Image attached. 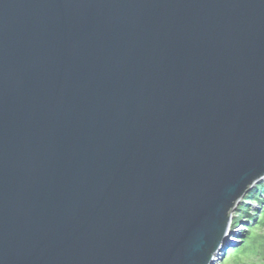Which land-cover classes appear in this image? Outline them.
Here are the masks:
<instances>
[{"label":"water","instance_id":"water-1","mask_svg":"<svg viewBox=\"0 0 264 264\" xmlns=\"http://www.w3.org/2000/svg\"><path fill=\"white\" fill-rule=\"evenodd\" d=\"M264 179V0H0V264H218Z\"/></svg>","mask_w":264,"mask_h":264},{"label":"trees","instance_id":"trees-1","mask_svg":"<svg viewBox=\"0 0 264 264\" xmlns=\"http://www.w3.org/2000/svg\"><path fill=\"white\" fill-rule=\"evenodd\" d=\"M257 201L262 211L247 224V230L239 236L241 244L232 246L228 257L219 261L218 264H264V179L257 184L244 198L238 208V217L233 221V228L242 221L244 216H250V208L253 201ZM246 256H252L249 260H242Z\"/></svg>","mask_w":264,"mask_h":264},{"label":"rangeland","instance_id":"rangeland-1","mask_svg":"<svg viewBox=\"0 0 264 264\" xmlns=\"http://www.w3.org/2000/svg\"><path fill=\"white\" fill-rule=\"evenodd\" d=\"M258 184H259V183H258ZM248 194H249V193H247V194L245 195V197H246ZM245 197H244V198H245ZM243 200H244V199H242V202L237 206L236 211L234 212V215H233V221H234V219L239 218V217H238V208H239L240 205L243 203ZM253 202H254V203H252L251 208H250V212H249V215H250V216H247V217L244 216L243 218H241L242 221H241L240 223H238L234 228L232 227V234H231V236L229 237V239H230V244L233 243V246H238V245L241 244V241H242L243 239H241L239 236L241 235L242 232H244L245 230H247V224L250 223L254 217H257V216L259 215V213L262 211V207L259 206L258 202H257L256 200L253 201ZM231 248H232V247H229V249H228V251L226 252V254H224V253L221 252V255L219 256V257H220L219 261L222 260V259H225L226 257H228V253H229V250H230ZM251 257H252V256H251ZM251 257H250V256H248V257L244 256V257L242 258V260H243L244 262H245V260H246V261H247V260L252 261V260L250 259ZM252 258H253V257H252ZM218 263H219V262H218ZM246 264H247V263H246Z\"/></svg>","mask_w":264,"mask_h":264}]
</instances>
